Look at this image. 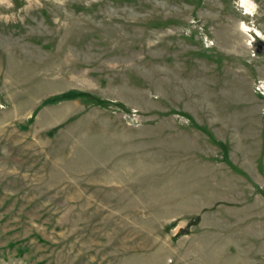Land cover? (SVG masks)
<instances>
[{"label": "rangeland", "instance_id": "1", "mask_svg": "<svg viewBox=\"0 0 264 264\" xmlns=\"http://www.w3.org/2000/svg\"><path fill=\"white\" fill-rule=\"evenodd\" d=\"M0 264H264V0H0Z\"/></svg>", "mask_w": 264, "mask_h": 264}, {"label": "trees", "instance_id": "2", "mask_svg": "<svg viewBox=\"0 0 264 264\" xmlns=\"http://www.w3.org/2000/svg\"><path fill=\"white\" fill-rule=\"evenodd\" d=\"M198 219V218H197ZM189 225H193V224H189Z\"/></svg>", "mask_w": 264, "mask_h": 264}]
</instances>
